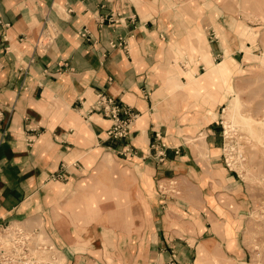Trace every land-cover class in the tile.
<instances>
[{
    "label": "crops",
    "instance_id": "1",
    "mask_svg": "<svg viewBox=\"0 0 264 264\" xmlns=\"http://www.w3.org/2000/svg\"><path fill=\"white\" fill-rule=\"evenodd\" d=\"M161 3L0 0V226L34 229L45 221L66 247L65 264H119L101 231L110 220L100 215L97 239L74 234L68 222L70 213L87 212V194L97 199L98 184L84 188L82 181H98V162L107 150L131 170L135 196L147 203L151 217L138 264H190L208 256L200 250L215 237V209H196V220L189 221L195 232L187 236L178 227L176 206L165 205L154 190L160 179L195 175L200 164L182 141L186 126L164 89L166 34L161 15L153 13ZM120 40L125 44L113 45ZM101 91L138 113L132 155L120 153L123 140L108 138L111 121L90 111ZM214 122L204 126L211 151L221 149ZM159 132L166 144L162 159ZM210 157L211 167L219 165L217 155ZM58 177L63 182H54ZM100 209L96 204L90 210Z\"/></svg>",
    "mask_w": 264,
    "mask_h": 264
},
{
    "label": "rangeland",
    "instance_id": "2",
    "mask_svg": "<svg viewBox=\"0 0 264 264\" xmlns=\"http://www.w3.org/2000/svg\"><path fill=\"white\" fill-rule=\"evenodd\" d=\"M153 13L161 15L166 34L164 89L172 94L171 102L186 126L182 141L200 161L197 176L180 180L179 173L160 179L154 190L165 205L176 206L182 234L195 232L189 221L196 220L198 208L208 214L215 209L219 216L214 220L215 237L199 248L208 256L200 255L190 264H264V0H164ZM226 60V74L191 84V79L207 76L211 61ZM231 102L235 111L229 116L226 108ZM210 121L219 128L221 149L211 151L207 144L204 126ZM117 154L111 150L101 154L98 181H82L84 188L98 184V197L87 194L83 201L87 212L70 213L68 222L75 225L74 234L94 238L100 215L103 221L110 220L101 228L105 246L114 251L119 264H138L144 223L151 217L143 205L147 203L135 196L137 180L127 165L117 162ZM211 154L217 155L219 165L211 167ZM59 178L54 182H63ZM96 204L101 209L90 210ZM28 231H35L34 241L53 246L54 259L37 253L41 263L49 259L48 264H65V246L45 221Z\"/></svg>",
    "mask_w": 264,
    "mask_h": 264
},
{
    "label": "built area",
    "instance_id": "3",
    "mask_svg": "<svg viewBox=\"0 0 264 264\" xmlns=\"http://www.w3.org/2000/svg\"><path fill=\"white\" fill-rule=\"evenodd\" d=\"M44 39V38H43ZM40 42L43 43L44 40ZM125 44L124 40L114 42L113 45ZM90 111H98L111 121V126L107 131L108 138L119 139L125 142L120 151L123 155H132L133 147L130 142L131 127L138 118L132 106L123 103L106 92H98L96 100ZM157 139L161 141L162 150L158 155L160 159L165 156L166 144L162 140L161 133H157ZM37 236L35 231H28L20 224L7 223L0 226V264H44L36 256L45 254L54 259V249L49 243L39 244L34 241ZM49 263V259L46 264Z\"/></svg>",
    "mask_w": 264,
    "mask_h": 264
},
{
    "label": "bare ground",
    "instance_id": "4",
    "mask_svg": "<svg viewBox=\"0 0 264 264\" xmlns=\"http://www.w3.org/2000/svg\"><path fill=\"white\" fill-rule=\"evenodd\" d=\"M228 68H229V60L219 62V63H215V62L211 61L208 73L206 74L207 76H204L203 80H198V81L191 79L192 80L191 84L192 85L199 84L200 83L199 81H202V82L207 81V80H210L209 78H211V79L218 78V76L220 77V75L226 74L228 72ZM200 84H202V83H200ZM226 110L228 111V115L232 116L234 114V111H235V104L233 102H231L228 105V107L226 108Z\"/></svg>",
    "mask_w": 264,
    "mask_h": 264
}]
</instances>
